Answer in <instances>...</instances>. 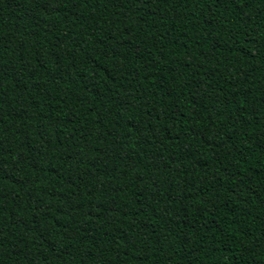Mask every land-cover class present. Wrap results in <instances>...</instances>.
Segmentation results:
<instances>
[{
  "label": "trees",
  "instance_id": "1",
  "mask_svg": "<svg viewBox=\"0 0 264 264\" xmlns=\"http://www.w3.org/2000/svg\"><path fill=\"white\" fill-rule=\"evenodd\" d=\"M0 264H264V0H0Z\"/></svg>",
  "mask_w": 264,
  "mask_h": 264
}]
</instances>
